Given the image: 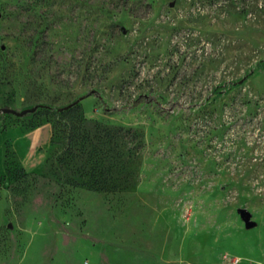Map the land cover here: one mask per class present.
Segmentation results:
<instances>
[{"label": "rangeland", "instance_id": "374dc122", "mask_svg": "<svg viewBox=\"0 0 264 264\" xmlns=\"http://www.w3.org/2000/svg\"><path fill=\"white\" fill-rule=\"evenodd\" d=\"M0 78V264H264V0H0Z\"/></svg>", "mask_w": 264, "mask_h": 264}, {"label": "trees", "instance_id": "16d2710c", "mask_svg": "<svg viewBox=\"0 0 264 264\" xmlns=\"http://www.w3.org/2000/svg\"><path fill=\"white\" fill-rule=\"evenodd\" d=\"M6 81V79L0 78V83H4ZM146 99V97L144 98ZM144 99L141 98L139 100L136 101V105H139L141 103L144 102ZM72 107L69 108L68 110H63L62 108L59 109V113L62 114V116L64 117L65 115H69L70 112H72ZM130 133L127 132V130L125 128L119 127V128H114V129H104V134L102 136L103 139L106 140H112L115 139L116 136H120L121 137H126L128 134ZM90 133L86 130H84V133L82 134L79 129L76 128L75 125H71L68 128H66L65 130V135L63 137V141H65V147L67 148V150L73 151V149L75 147H80V151L81 152H85V150H87L89 148V146L91 145L90 142L92 143V138H90ZM90 141V142H89ZM94 147V151L99 150L97 148V146H93ZM83 186H88L90 189H96V190H101V189H105L104 188V183L103 181L99 182V181H91L88 180L86 182H84L82 184Z\"/></svg>", "mask_w": 264, "mask_h": 264}, {"label": "water", "instance_id": "95a60500", "mask_svg": "<svg viewBox=\"0 0 264 264\" xmlns=\"http://www.w3.org/2000/svg\"><path fill=\"white\" fill-rule=\"evenodd\" d=\"M80 101H82V100H77V101L69 104V106L63 107L62 109L63 110H68L69 108L73 107L74 105L79 104ZM37 108L38 107H33V108H27V109H23V110L19 111V110L10 108V107H4V108L1 109V111L3 113H6V114H14V115H17V116H25V115H27L29 113L35 112L37 110ZM241 213L244 216V218H245V220L247 222V225H251L250 215L246 212V210L242 209Z\"/></svg>", "mask_w": 264, "mask_h": 264}]
</instances>
